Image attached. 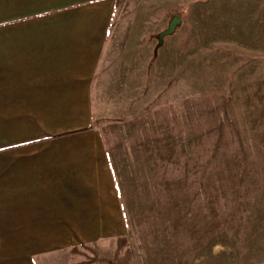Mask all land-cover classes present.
Returning a JSON list of instances; mask_svg holds the SVG:
<instances>
[{"label": "rangeland", "instance_id": "obj_1", "mask_svg": "<svg viewBox=\"0 0 264 264\" xmlns=\"http://www.w3.org/2000/svg\"><path fill=\"white\" fill-rule=\"evenodd\" d=\"M118 1L92 110L126 232L68 264H264V0Z\"/></svg>", "mask_w": 264, "mask_h": 264}, {"label": "crops", "instance_id": "obj_2", "mask_svg": "<svg viewBox=\"0 0 264 264\" xmlns=\"http://www.w3.org/2000/svg\"><path fill=\"white\" fill-rule=\"evenodd\" d=\"M115 4L0 0V264H68L126 232L92 110Z\"/></svg>", "mask_w": 264, "mask_h": 264}, {"label": "water", "instance_id": "obj_3", "mask_svg": "<svg viewBox=\"0 0 264 264\" xmlns=\"http://www.w3.org/2000/svg\"><path fill=\"white\" fill-rule=\"evenodd\" d=\"M178 22H179V17H174V18L170 21L169 26H168V29H167V31H166L165 33H166V34H167V33H172L173 30H174V27H175L176 23H178ZM162 35H163V34H162Z\"/></svg>", "mask_w": 264, "mask_h": 264}, {"label": "trees", "instance_id": "obj_4", "mask_svg": "<svg viewBox=\"0 0 264 264\" xmlns=\"http://www.w3.org/2000/svg\"><path fill=\"white\" fill-rule=\"evenodd\" d=\"M118 3H119V1L116 0V4H115V7H116V8H117V6H118ZM89 128H90V127H88L87 129H89ZM75 249H76V248L72 249V251H73V252H76Z\"/></svg>", "mask_w": 264, "mask_h": 264}]
</instances>
